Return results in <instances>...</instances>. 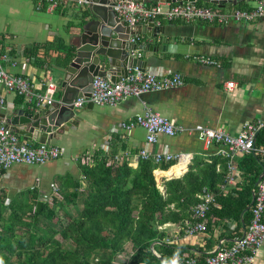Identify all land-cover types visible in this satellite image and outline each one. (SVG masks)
I'll return each mask as SVG.
<instances>
[{
    "label": "crops",
    "instance_id": "crops-1",
    "mask_svg": "<svg viewBox=\"0 0 264 264\" xmlns=\"http://www.w3.org/2000/svg\"><path fill=\"white\" fill-rule=\"evenodd\" d=\"M198 4L216 6L205 2ZM242 4L239 8L251 6L247 1ZM18 6L26 13L30 12L35 20L24 23L22 29H10L8 26L10 31L6 32V37L13 39L12 31H14L20 39V31L23 34V45H25L23 48H17L6 46L0 41L2 48L9 49L10 52L15 49L24 50L22 54L13 55L14 64L7 63L4 66L13 74L31 78L38 91L42 92L39 85L40 80L43 77H51L55 83L59 63L63 62L66 59L65 56L68 57L67 54L73 50L74 36L81 29L79 23L82 21L85 10L73 9L65 5H59L52 11L46 8L37 10L36 0H24ZM226 6L235 7L228 3ZM32 7L41 14H33ZM10 13L18 14V10L14 8ZM159 25L163 30H160L157 37L146 33L138 34L141 37L137 42L140 49L131 52L132 56L145 61L149 68L148 71L157 75L181 73L185 84L173 90L130 97L114 106L99 104L88 108L85 104L83 108L75 109L78 112L77 118L80 120L73 124L74 129H67L59 134L58 139L48 138L46 143H41L39 139L28 140L27 142L32 146L41 144L59 146L63 151L60 159L65 155V145L75 144L77 146L81 143L83 145L84 142L90 147H83L69 157L72 166H69V163L66 165L71 174L63 172L59 178L50 183H44L40 178L35 177L28 189L30 193H28L27 201L32 193H36L38 203L51 204L52 201L50 203L48 200L57 197L55 193L58 194L59 186L56 183L59 179L67 175L72 179H78L80 177L79 165L91 164L92 156L98 151L110 155L111 150H116L112 159L114 156L120 160L125 159L133 168L138 164L136 157L145 147L152 152L190 153L192 157L187 165L183 160L179 163L174 161L166 170L159 169L160 172L156 173V177L160 178L157 183L160 191H163L164 179L181 176L192 160L197 157L209 160L213 155H220L227 162V157L220 153L221 146L206 147L195 136L186 134L174 138L161 136L154 146L147 147L146 133L142 128L137 127L132 131L121 128L122 123L141 115L145 108L159 113L174 124L187 128L221 129L231 136H238L245 124L264 118V19L252 23L224 24L165 20ZM63 46L67 47V52L61 50ZM35 47L40 48L37 55L39 60L34 56L28 57L24 54L27 49ZM196 54L214 59L220 65H203L190 59ZM225 83H235L237 88L228 93L224 89ZM0 93L5 99V105L0 107V123L6 124V117L14 109L31 112L30 105L23 98L8 94L2 88H0ZM58 95L59 90L57 89L55 98ZM41 134L40 132L39 137ZM22 140L24 141L23 138ZM80 140L82 142H79ZM244 156L247 155L241 154L234 158L233 184L224 189L223 195L228 196L237 186L243 185L239 163L243 162ZM110 161L111 159L108 163ZM261 171L262 169L260 173ZM9 177L10 174L6 169L0 170V198L6 204L12 200L6 195L9 189L14 188L16 194H22L24 188L27 187L26 182H18L19 184L15 186L14 180H8ZM17 179L25 180L20 176H17ZM154 179L157 182L155 177ZM237 226L235 221H222L207 226L205 233L186 236L182 231L183 224L168 223L164 231L167 235L166 239L171 240L173 245L182 249L185 254L202 258L219 247L222 241L230 244L243 236L247 225L241 232L237 231ZM257 252L255 261L251 264H264V242ZM128 255L130 254L120 255L115 262L129 264L130 256Z\"/></svg>",
    "mask_w": 264,
    "mask_h": 264
},
{
    "label": "trees",
    "instance_id": "trees-1",
    "mask_svg": "<svg viewBox=\"0 0 264 264\" xmlns=\"http://www.w3.org/2000/svg\"><path fill=\"white\" fill-rule=\"evenodd\" d=\"M39 49L24 54L37 58ZM262 145L264 131L257 138V146ZM115 151H98L91 164H80L78 179L61 178L60 198L46 202L38 212L36 193L26 202L12 199L6 204L0 198V264H117L120 255L128 254V245L129 264H161L152 251L155 242L154 249L168 262L185 253L165 243L166 232L158 227L189 220L203 188L220 194L207 226L235 221L241 232L248 225L251 209H245L263 166L259 156H244L239 163L243 185L225 196L220 188L228 168L220 155L195 158L181 176L164 179L160 191L152 170H166L174 161L139 160L133 168L125 159L113 160Z\"/></svg>",
    "mask_w": 264,
    "mask_h": 264
},
{
    "label": "built area",
    "instance_id": "built-area-1",
    "mask_svg": "<svg viewBox=\"0 0 264 264\" xmlns=\"http://www.w3.org/2000/svg\"><path fill=\"white\" fill-rule=\"evenodd\" d=\"M89 0H36V9L46 8L52 11L59 5L72 7L73 9L85 10ZM249 8H239L232 6H209L198 3L184 1L172 5L155 3L150 5L136 2L118 1L110 4V8L115 12L126 26L135 28L143 26L149 20H154L161 24L163 21H202L207 23H230L245 22L252 23L264 19V0H250ZM141 39L140 35L133 36L131 43H137ZM24 50L10 52L0 45V88L6 93L23 98L30 108H42L52 106L55 101L56 84L51 77H43L39 85L42 92L38 91L31 78L20 76L9 72L4 64H14L13 55L22 54ZM190 57V56H187ZM194 61L209 66H219V62L207 56L196 54L190 57ZM185 84L184 77L179 72L166 75H157L150 71H143L137 66L128 70L125 77L111 81L108 78L95 76L91 80L90 96L77 98L73 102L75 109H81L91 102L93 105L114 106L130 97H140L148 93H158L182 87ZM237 88L235 83H225L224 89L231 93ZM5 105V99L0 93V107ZM140 127L145 133L146 145L154 146L159 137H177L181 134L195 136L206 147L211 145L221 146L220 153L227 157L226 183L221 186V193L228 185L233 184V174L235 172L234 158L237 155L254 154L259 156L262 163L263 176L255 186V197L251 209V216L248 225L245 227L243 236L233 243H222L213 252L201 257L189 254L174 255L165 264H251L255 261L257 250L264 242V145L257 146L258 135L264 131V118L257 119L244 125L238 136H231L221 129L210 127L187 128L182 125L172 123L168 118L145 108L141 115H137L131 120L122 123L121 128L132 131ZM63 156V151L59 146H48L41 144L30 145L23 141L16 132L10 129L5 123H0V170H5L11 165L40 166L47 162L55 161ZM186 152H152L148 148H143L136 159L150 161L153 163H166L181 160L187 165L191 158ZM113 160L118 159L114 156ZM160 172L159 168L152 170ZM59 196L57 193H55ZM220 194H215L203 188L197 196L198 202L191 208L189 220L184 221L183 233L186 236L202 234L207 231V220L209 212L215 205L216 198ZM168 224L159 226V230H164ZM165 243L173 245L169 239ZM155 242L152 246H155ZM152 251L157 256H161L155 249ZM155 255V256H156Z\"/></svg>",
    "mask_w": 264,
    "mask_h": 264
},
{
    "label": "water",
    "instance_id": "water-1",
    "mask_svg": "<svg viewBox=\"0 0 264 264\" xmlns=\"http://www.w3.org/2000/svg\"><path fill=\"white\" fill-rule=\"evenodd\" d=\"M118 1L145 5L155 3L172 5L189 1L211 3L219 7H224L228 3L240 7L243 2L250 0H89L82 21L79 23L81 29L74 36L73 50L67 54L70 60L60 64L56 70L58 77L55 83L59 95L53 105L30 108L31 112L14 109L6 117L5 125L19 137L25 141L39 139L41 143H46L48 138L58 139L59 134L67 129H74L73 124L80 119L77 118L78 112L73 107V102L77 98L90 96L93 77L100 76L115 81L125 77L128 70L136 66L148 71L145 61L132 56L131 52L140 47L138 43H131V36L146 33L157 37L160 30H163L162 26L154 20H149L143 26L135 28L126 26L109 6ZM68 57L65 56L66 59ZM86 106L91 108L93 103L88 102ZM40 132L42 134L39 137ZM262 176L263 170L255 186ZM254 197L255 189L252 190L251 202L245 211L252 206ZM41 206L42 203L37 204V212ZM152 249L154 250V246ZM157 257L161 264L166 263L161 256Z\"/></svg>",
    "mask_w": 264,
    "mask_h": 264
},
{
    "label": "rangeland",
    "instance_id": "rangeland-1",
    "mask_svg": "<svg viewBox=\"0 0 264 264\" xmlns=\"http://www.w3.org/2000/svg\"><path fill=\"white\" fill-rule=\"evenodd\" d=\"M24 0H0V41L3 42L6 46H16L17 48H23V34L19 31L20 39L17 37L16 32L12 31L14 34L13 39H9L6 37V32L10 31L8 29V26L10 29H22L24 23L32 22L35 20L32 16V14L26 13L25 10L22 8H19V4H22ZM16 8L18 10V14L16 13H10L11 10ZM32 13L34 14H41V12H37L32 7ZM79 142H82L81 140ZM82 144V143H81ZM65 145V155L62 159L55 160L52 162H49L46 165L42 166H20V165H11L9 168H7V172L10 174V177L8 180H14V185L17 186L19 184L18 182H26L27 187L24 188L22 191V194H16V190L14 188L9 189L7 191V196L11 199H16L17 201H27L28 198V189L30 185L34 182V178L38 177L42 180L44 183H50L52 180L59 178L63 172H69V168L66 164L69 163V166H72V163L70 161V156L74 153L79 152L83 147H90L89 144H86L83 142V145ZM66 168V169H65ZM71 174V173H70ZM17 176H20L22 178H25V180H19L17 179ZM157 179V183H159L160 178L155 177ZM60 187V179L59 182L56 183ZM59 197V196H57ZM50 203L52 201V198L48 200ZM6 203V202H5ZM70 211L73 212V209L70 208ZM128 254L131 251V245L127 246ZM131 255V254H130ZM128 255V256H130ZM126 257V256H124Z\"/></svg>",
    "mask_w": 264,
    "mask_h": 264
},
{
    "label": "bare ground",
    "instance_id": "bare-ground-1",
    "mask_svg": "<svg viewBox=\"0 0 264 264\" xmlns=\"http://www.w3.org/2000/svg\"><path fill=\"white\" fill-rule=\"evenodd\" d=\"M182 161V160H181Z\"/></svg>",
    "mask_w": 264,
    "mask_h": 264
}]
</instances>
